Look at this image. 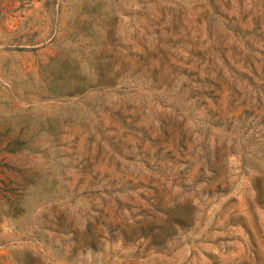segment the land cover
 Wrapping results in <instances>:
<instances>
[{
  "label": "rangeland",
  "instance_id": "374dc122",
  "mask_svg": "<svg viewBox=\"0 0 264 264\" xmlns=\"http://www.w3.org/2000/svg\"><path fill=\"white\" fill-rule=\"evenodd\" d=\"M0 264H264V0H0Z\"/></svg>",
  "mask_w": 264,
  "mask_h": 264
}]
</instances>
